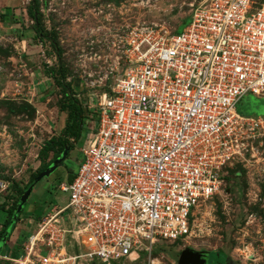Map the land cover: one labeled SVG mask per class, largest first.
I'll use <instances>...</instances> for the list:
<instances>
[{"label": "built area", "instance_id": "built-area-1", "mask_svg": "<svg viewBox=\"0 0 264 264\" xmlns=\"http://www.w3.org/2000/svg\"><path fill=\"white\" fill-rule=\"evenodd\" d=\"M180 32L139 24L121 37L98 127L63 206L54 205L12 264H156L161 242L191 233L233 160L264 163V5L191 0ZM67 213L66 216L63 214ZM47 250L43 254V250Z\"/></svg>", "mask_w": 264, "mask_h": 264}, {"label": "rangeland", "instance_id": "rangeland-1", "mask_svg": "<svg viewBox=\"0 0 264 264\" xmlns=\"http://www.w3.org/2000/svg\"><path fill=\"white\" fill-rule=\"evenodd\" d=\"M190 1L39 0L43 23L61 47L67 81L90 119L70 156L35 185L23 205L25 214L35 209L36 217L18 221L7 242L0 241V254H23L44 214L67 202L68 193L60 184L78 173L85 137L98 127L100 96L120 76L109 74L106 79L121 37L139 24L182 30L191 16ZM252 1L254 7L264 5V0ZM30 2L0 0V13L5 7L14 10L7 21L0 17V204L7 207L17 196L16 187L24 188L53 157V152L44 156L45 143L59 135L66 120V112L59 109L64 92L49 76L50 68H58L55 50L48 40L36 39ZM255 101L264 105L263 99L245 95L238 111L256 114ZM190 221L191 233L185 240L156 245V263L177 264L181 252L191 248L207 253L208 264H264V163L230 162L220 190L194 209ZM2 260L0 264H9Z\"/></svg>", "mask_w": 264, "mask_h": 264}, {"label": "trees", "instance_id": "trees-1", "mask_svg": "<svg viewBox=\"0 0 264 264\" xmlns=\"http://www.w3.org/2000/svg\"><path fill=\"white\" fill-rule=\"evenodd\" d=\"M13 11H14L13 8L5 7L0 13V17L2 21H7L9 16L14 13ZM29 13L34 21V31H35L36 39L40 40L41 42H43L44 40H48L51 46L55 50V55L58 60V68L57 69L50 68L49 76L54 79L55 84L64 92V99L60 102L59 109L62 112H66L67 119L65 126L63 127L59 135L52 136L45 143V148L43 150L44 156L46 157L48 156L49 152H53V157L47 163H44L42 165V168L38 172L33 173L31 175L29 183L24 188L16 187L17 196L15 197V199L13 200L10 206L7 207V205L4 202L0 204V226H1L0 241L4 239L3 241L5 242H7V240L10 238V234L12 233V231L16 229L18 221H20L24 217L26 218L36 217L35 215L36 213H34L36 211L35 209H33V211L27 214L24 213V209L20 211L18 210L22 194L34 182L35 178L41 172H43L48 166H50L53 163V161L63 153L66 147H70L67 157L70 156L71 151L75 148V144L82 138L85 130V126L86 124L89 123V119H90L88 118L89 116L88 113L86 112L85 107L82 105V103L79 100L78 93L75 92L72 84L69 81H67V70L65 69L62 62L61 47L59 45L55 33L47 30L43 23L39 0H31L29 6ZM188 22H189V18L183 24L182 29L185 27V25H187ZM176 31L180 32L181 30L178 29ZM254 108L256 109L255 111L257 112L256 114H264V105L260 106V104H258V102L255 101ZM74 177L75 176L69 177V182H71L74 179ZM46 214L47 212L44 215ZM7 234L8 236L6 239ZM2 256H6V255H2ZM12 257L18 258L19 256H12ZM0 261L3 260L0 258ZM4 262L12 264L7 260H5Z\"/></svg>", "mask_w": 264, "mask_h": 264}, {"label": "water", "instance_id": "water-1", "mask_svg": "<svg viewBox=\"0 0 264 264\" xmlns=\"http://www.w3.org/2000/svg\"><path fill=\"white\" fill-rule=\"evenodd\" d=\"M69 150L70 147H66L63 153L35 178L34 182L21 196V201L18 207L19 211L22 210L23 205L27 202L28 198L32 194L35 185L44 177L49 176L56 168L60 167ZM177 264H208L207 253L187 248L181 252Z\"/></svg>", "mask_w": 264, "mask_h": 264}, {"label": "crops", "instance_id": "crops-1", "mask_svg": "<svg viewBox=\"0 0 264 264\" xmlns=\"http://www.w3.org/2000/svg\"><path fill=\"white\" fill-rule=\"evenodd\" d=\"M98 110V109H97ZM66 119H67V114H66ZM65 123H66V120H65ZM65 126V125H64Z\"/></svg>", "mask_w": 264, "mask_h": 264}, {"label": "bare ground", "instance_id": "bare-ground-1", "mask_svg": "<svg viewBox=\"0 0 264 264\" xmlns=\"http://www.w3.org/2000/svg\"><path fill=\"white\" fill-rule=\"evenodd\" d=\"M155 261V260H154ZM156 263V262H155ZM156 264H158V263H156Z\"/></svg>", "mask_w": 264, "mask_h": 264}]
</instances>
